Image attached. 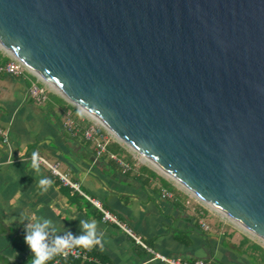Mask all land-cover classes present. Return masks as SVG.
<instances>
[{
    "label": "water",
    "instance_id": "obj_1",
    "mask_svg": "<svg viewBox=\"0 0 264 264\" xmlns=\"http://www.w3.org/2000/svg\"><path fill=\"white\" fill-rule=\"evenodd\" d=\"M0 47L264 241V0H0Z\"/></svg>",
    "mask_w": 264,
    "mask_h": 264
},
{
    "label": "crops",
    "instance_id": "obj_2",
    "mask_svg": "<svg viewBox=\"0 0 264 264\" xmlns=\"http://www.w3.org/2000/svg\"><path fill=\"white\" fill-rule=\"evenodd\" d=\"M7 61L8 56L0 49V64ZM33 80L30 75L15 78L0 74V129L7 134V143L0 137V264H30L32 254L23 243L29 220H18L33 215L41 221L50 220L45 241L49 245L56 235L70 233L75 238L82 234L80 219L94 220L103 247H80L92 259L82 263L162 264L149 261V256L134 247L117 227L102 223L98 208L47 168L40 165L38 176L30 167L33 151L57 163L60 173L76 183L81 193L98 202L160 255L187 263L264 264V245L190 200L151 167L135 161L126 147L115 142L108 147L129 165L126 172L104 156L95 159L89 142L80 134L70 136L62 127L67 112L71 111L81 126L85 125L83 116L53 91L42 105L33 104L27 98ZM41 176L52 180L45 192L37 184ZM162 190L172 197H162ZM14 253L15 259H10Z\"/></svg>",
    "mask_w": 264,
    "mask_h": 264
},
{
    "label": "built area",
    "instance_id": "obj_3",
    "mask_svg": "<svg viewBox=\"0 0 264 264\" xmlns=\"http://www.w3.org/2000/svg\"><path fill=\"white\" fill-rule=\"evenodd\" d=\"M0 49L3 50L1 47ZM3 51L8 56V61L4 65L0 64V74L10 75L15 78H21L26 75H30L34 77V80L31 82L27 90V98L31 100L33 104L38 105V106L42 105L46 101L47 94L49 91H53L59 96H61L62 98H64L56 89H54L49 84L42 81L35 73H33L30 69H28L21 61L16 59L12 54L8 53L5 50ZM68 103L72 107H74L83 116V119L81 120V122H85V125L81 126L80 124H78L75 121V119L72 117V114L70 111L65 114L64 120L62 122L63 129L70 136L77 137L80 134L83 140L89 142L90 145L93 147L95 159H99L104 156L108 158L109 160H112L116 164H118L121 167L123 172L128 171L130 167L126 162L123 161V158L122 157L120 158L118 155L110 152L108 149L110 144L114 142L118 143L119 145H121L122 143L119 142L109 131L103 128L98 122L93 120L91 117L86 115L84 112H82L76 106L72 105L70 102ZM0 137L2 138L4 143H7V134L1 129H0ZM127 149L133 155L134 154L138 155L136 152L132 151L130 148H127ZM138 156L140 159H137L136 157L133 156L134 158H136L135 160L138 163L147 164L146 162H144V160L142 159L140 155ZM40 158H41V163H40L41 166L47 168L53 176L57 177L61 181V183L69 186L71 189L77 191L80 195L88 199V201H90L100 211L101 222L111 224L117 227L118 230L132 243L134 247L140 249L141 251H143L149 256V261H157L162 264H207L205 261H202V260H196L193 263H187L179 259L167 258L163 255L156 253L149 246V244L143 242L142 239L139 236H137L129 227H127L124 223L120 222L114 215L110 214L108 211L103 210L99 206L98 202L89 199L87 196L81 193L76 183H72L67 177V175L60 173V171L58 170L57 163H51L47 161L46 159H44L43 157H40ZM155 172L158 173L157 171ZM159 175L161 176V174ZM162 177H164L165 179H168L167 177L163 175ZM162 197L171 198L172 195L166 192L165 190H162ZM201 226L204 230H208V226L206 224L201 223ZM63 260H74V261L85 262V261H91L92 259L89 256L87 250H84L80 247H73L72 249H69L67 251L66 255L55 257V260L52 262V264H60V262Z\"/></svg>",
    "mask_w": 264,
    "mask_h": 264
},
{
    "label": "clouds",
    "instance_id": "obj_4",
    "mask_svg": "<svg viewBox=\"0 0 264 264\" xmlns=\"http://www.w3.org/2000/svg\"><path fill=\"white\" fill-rule=\"evenodd\" d=\"M79 116L80 113H77ZM41 158L37 152L33 151L30 157V167L39 176ZM41 192L47 191L52 184V180L48 177L41 176L37 181ZM28 219L29 222L25 224L23 230V243L28 251L32 254L30 264H46L47 261L52 260L57 256L66 255L69 249L73 247H82L84 249H91L93 246L102 249V238L97 231L96 222L94 220L80 219L79 224L82 229V234L75 238L70 233L64 235H56L51 240V245L47 244L46 237L48 232L46 229L50 225L49 219L37 218L33 215L31 218L21 217L18 222H23ZM55 232V229H52ZM10 259H15V253L9 256Z\"/></svg>",
    "mask_w": 264,
    "mask_h": 264
},
{
    "label": "rangeland",
    "instance_id": "obj_5",
    "mask_svg": "<svg viewBox=\"0 0 264 264\" xmlns=\"http://www.w3.org/2000/svg\"><path fill=\"white\" fill-rule=\"evenodd\" d=\"M123 147H126L123 143L121 144ZM134 157H136L137 159H140L139 158V156L138 155H136V154H134ZM135 158V159H136ZM136 161V160H135ZM144 165H146V166H148V167H150L149 165H147V164H144ZM155 171V170H154ZM162 176V175H161ZM172 185H174L177 189H179L182 193H184L190 200H192V201H195V202H197V203H200L201 205H204V207L205 208H207V209H209L211 212H212V214L215 216V217H223V216H221V214L220 213H218V212H216L215 210H213V208H211L209 205H207V204H205L204 202H202V201H200L199 199H197L195 196H192V194L189 192V191H187V190H185V189H182L181 187H179L175 182H173L172 180H169V179H167ZM184 190V191H183ZM186 191V192H185ZM209 206V207H208ZM224 219H225V221L226 222H229V223H231L233 226H235V227H240V226H238L236 223H234L233 221H231V220H229V219H227V218H225V217H223ZM240 229H241V227H240ZM243 230V229H242ZM244 231V230H243ZM245 234H247L248 236H250V237H252L254 240H256V241H258L259 243H261L262 245H264V242L262 241V240H260L259 238H257V237H255V236H253L252 234H250L249 232H244Z\"/></svg>",
    "mask_w": 264,
    "mask_h": 264
},
{
    "label": "bare ground",
    "instance_id": "obj_6",
    "mask_svg": "<svg viewBox=\"0 0 264 264\" xmlns=\"http://www.w3.org/2000/svg\"><path fill=\"white\" fill-rule=\"evenodd\" d=\"M142 159L144 160V162L147 163V165H149L150 167H152L155 171H157L159 174L167 177L168 179L172 180L173 182H175L179 187H181L182 189H184V187L177 181L175 180L171 175H169L166 171H164L163 169H161L159 166H157L156 164L152 163L151 161L144 159L142 157ZM184 191V190H183ZM186 192V191H185ZM194 196V195H192ZM206 203V202H205ZM207 205H209L208 203H206ZM210 206V205H209ZM208 206V207H209ZM216 210V209H215ZM216 212L220 213L221 216H225L223 213H221L220 211L216 210ZM226 217V216H225ZM223 218V217H222ZM229 219V218H228ZM240 228V227H239ZM241 229H243L244 231L248 232V230H246L245 228L241 227ZM264 242V241H263Z\"/></svg>",
    "mask_w": 264,
    "mask_h": 264
},
{
    "label": "trees",
    "instance_id": "obj_7",
    "mask_svg": "<svg viewBox=\"0 0 264 264\" xmlns=\"http://www.w3.org/2000/svg\"><path fill=\"white\" fill-rule=\"evenodd\" d=\"M54 259L55 258H53L52 260L47 261L46 264H52ZM62 264H90V263H82L80 261H72V260H63Z\"/></svg>",
    "mask_w": 264,
    "mask_h": 264
}]
</instances>
